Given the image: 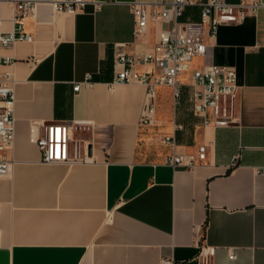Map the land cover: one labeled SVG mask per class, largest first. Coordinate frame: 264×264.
Listing matches in <instances>:
<instances>
[{
  "label": "crops",
  "instance_id": "obj_1",
  "mask_svg": "<svg viewBox=\"0 0 264 264\" xmlns=\"http://www.w3.org/2000/svg\"><path fill=\"white\" fill-rule=\"evenodd\" d=\"M95 1L75 14L39 3L24 20L33 41L0 48L10 62L0 80L10 79L16 98L14 163L0 176V264H202L199 236L215 250L210 264H264V9L221 26L210 50L214 64L237 71L235 123L206 125L185 86L181 102L157 89L151 126L141 123L147 87L117 81L118 57L154 51L169 25L136 36L131 4L164 0ZM199 17L189 9L184 19ZM14 19L15 5L0 0V32H13ZM55 121L73 126L87 162H41L31 124ZM168 136L186 154L207 146L206 162L166 165Z\"/></svg>",
  "mask_w": 264,
  "mask_h": 264
},
{
  "label": "built area",
  "instance_id": "obj_2",
  "mask_svg": "<svg viewBox=\"0 0 264 264\" xmlns=\"http://www.w3.org/2000/svg\"><path fill=\"white\" fill-rule=\"evenodd\" d=\"M15 5V29L11 33L0 32V48H12L19 42H32L33 36L26 33L24 20L33 13L39 3L49 4L55 10L68 13L83 12L95 0H1ZM101 6V3H97ZM136 20V36L143 35L150 23L162 22L169 25L159 36L151 54L137 58L127 53L118 57L122 70L117 81L122 83L139 82L147 87L148 104L141 120L142 124H155L157 89L169 87L173 90L176 102L182 97L185 86L191 88V102L194 111L204 116L206 125L228 127L235 123L239 107L240 91L237 71L233 67L219 66L211 61L210 50L221 26L242 24L248 17L257 16L264 9V0H241L237 4L227 0H164L159 4H131ZM151 7V8H150ZM189 9L199 12V19H184ZM6 59L0 65H8ZM150 65L152 70L139 74L136 65ZM90 78L86 81L88 83ZM82 84L74 86V92L81 90ZM15 91L7 77L0 80V176L10 173L13 159L10 158L15 145ZM211 113L213 121L208 119ZM81 127L82 124H79ZM182 129L175 125V131ZM30 143L35 145L42 156L43 164H75L87 162L81 156L80 141L74 138L73 126L64 122H37L30 127ZM164 143L173 150L165 164L177 169L194 170L207 160L208 148L203 145L195 154L178 150L175 136L164 138ZM87 151L89 145H85ZM199 255L202 264H210L215 250L198 237ZM164 264H176L173 259H165Z\"/></svg>",
  "mask_w": 264,
  "mask_h": 264
},
{
  "label": "rangeland",
  "instance_id": "obj_3",
  "mask_svg": "<svg viewBox=\"0 0 264 264\" xmlns=\"http://www.w3.org/2000/svg\"><path fill=\"white\" fill-rule=\"evenodd\" d=\"M187 94H188L187 90L185 88H183V90H182V98L183 99L186 98ZM182 98H181V100H183ZM181 100H180V102H181ZM179 109H180V107H178V111H179Z\"/></svg>",
  "mask_w": 264,
  "mask_h": 264
},
{
  "label": "trees",
  "instance_id": "obj_4",
  "mask_svg": "<svg viewBox=\"0 0 264 264\" xmlns=\"http://www.w3.org/2000/svg\"><path fill=\"white\" fill-rule=\"evenodd\" d=\"M195 14H196V15L194 16V18H197V15H198V14H197V11H195Z\"/></svg>",
  "mask_w": 264,
  "mask_h": 264
}]
</instances>
